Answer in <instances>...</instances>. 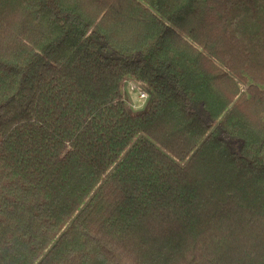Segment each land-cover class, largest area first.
I'll return each instance as SVG.
<instances>
[{
    "label": "trees",
    "instance_id": "trees-1",
    "mask_svg": "<svg viewBox=\"0 0 264 264\" xmlns=\"http://www.w3.org/2000/svg\"><path fill=\"white\" fill-rule=\"evenodd\" d=\"M0 264H264V0H0Z\"/></svg>",
    "mask_w": 264,
    "mask_h": 264
},
{
    "label": "rangeland",
    "instance_id": "rangeland-1",
    "mask_svg": "<svg viewBox=\"0 0 264 264\" xmlns=\"http://www.w3.org/2000/svg\"><path fill=\"white\" fill-rule=\"evenodd\" d=\"M123 89L127 105L131 111L139 112L148 106L151 97L149 96L148 88L144 84L128 78L123 84Z\"/></svg>",
    "mask_w": 264,
    "mask_h": 264
}]
</instances>
